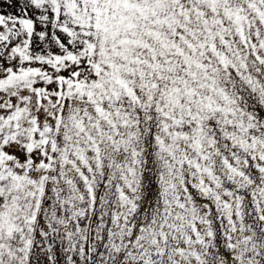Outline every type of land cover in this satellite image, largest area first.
<instances>
[{
    "label": "snow or ice",
    "instance_id": "obj_1",
    "mask_svg": "<svg viewBox=\"0 0 264 264\" xmlns=\"http://www.w3.org/2000/svg\"><path fill=\"white\" fill-rule=\"evenodd\" d=\"M0 264H264V0H0Z\"/></svg>",
    "mask_w": 264,
    "mask_h": 264
}]
</instances>
